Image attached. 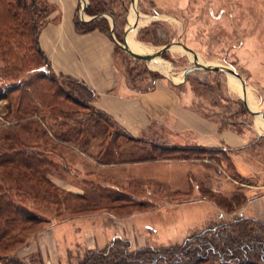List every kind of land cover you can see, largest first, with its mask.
<instances>
[{"label": "rangeland", "instance_id": "374dc122", "mask_svg": "<svg viewBox=\"0 0 264 264\" xmlns=\"http://www.w3.org/2000/svg\"><path fill=\"white\" fill-rule=\"evenodd\" d=\"M85 1L80 18L78 0L76 18L79 22L93 20V24L113 33L122 42L134 22L131 17L134 9V19L143 21L135 28L134 35L146 46L145 53H154L163 45L172 44L150 61L135 58L115 44V63L129 86L151 90L159 82H166L182 101L201 113L222 124L231 123L237 130L248 128L253 142L262 147L258 154L254 146L251 157L255 165L260 159L263 166L264 121H258L257 115L245 107L240 80L223 70L203 68L190 70L184 78L183 70L192 65L193 54L174 42L181 41L192 48L201 63L226 65L238 72L245 84L248 107L264 112V0H105L94 15L85 9L94 6V1ZM44 5L43 0H36L33 9L36 24L44 21ZM2 51L3 48L0 49V144L9 125L17 122L16 105L10 107L7 89L24 88L32 82L21 107L27 115L20 118L30 135L17 128L28 142H46L54 164L48 172L49 179L60 190L81 194L83 199L75 201L92 210L52 206L43 212L49 220L41 230L30 235L0 264H79L90 250L108 253L120 249L118 241L125 240L128 244L124 249L129 253L144 246L179 248L188 238L219 225L223 226L217 230H229L232 236L239 237L241 223L231 222L242 216L247 185L254 183L258 176L241 175L236 167L235 152L224 147L218 151L180 147L193 145L191 137L196 133L182 127L172 136L166 122L163 124L166 128L152 123L144 136L137 138L138 142L119 138L116 147H109L102 139V126L83 121L88 116H98L93 114L96 110L87 92L65 76L52 72L32 51L16 46L5 55ZM28 54L36 56L38 63L30 61ZM155 59L165 62L168 73L151 65ZM19 65H22L21 70L16 69ZM43 75L51 76V84L63 93L56 113L41 107L33 96L34 84L39 83ZM79 92L83 99L78 96ZM66 97H77L83 107L67 101ZM107 119L103 118L101 123L105 121L106 125ZM64 121L72 125L83 121L82 125L89 130L87 140H72L77 129L61 124ZM107 129L121 130L115 125L113 128L108 125ZM43 131L46 136L40 139ZM106 147L110 148L107 155ZM176 148L182 151L175 152ZM116 195L120 199L112 201ZM88 204L92 207H86ZM66 221L72 224L67 229L73 238L75 230L76 237L65 249L56 250L51 227ZM83 221L90 233H81L86 229L80 225ZM242 224L258 228L257 234L247 231V235H241L242 239L264 240L263 226L252 221ZM108 228L113 230L112 234H107ZM80 233L86 234V241L95 238L97 245L88 248ZM212 234L213 231H208L200 238Z\"/></svg>", "mask_w": 264, "mask_h": 264}, {"label": "trees", "instance_id": "16d2710c", "mask_svg": "<svg viewBox=\"0 0 264 264\" xmlns=\"http://www.w3.org/2000/svg\"><path fill=\"white\" fill-rule=\"evenodd\" d=\"M93 1L94 6L85 8L92 15L100 11L99 6L103 1L106 2L105 0ZM35 3L36 0H0V49L3 48L1 53L5 55L7 51L12 50L13 46L23 47L32 51L34 55L36 53L49 67L46 57L38 46V32L44 21L40 25L36 24L33 12ZM96 6L98 8H95ZM43 11L45 13L42 18L45 20L50 11V6L46 2ZM3 20L6 22L4 23ZM93 22V20L79 22L76 18L75 28L81 32L94 28L106 30ZM33 54H28L29 60L38 63V58ZM21 66L19 65L16 69L21 70ZM65 77L77 85L81 91L87 92L92 100L94 93L86 84L72 77ZM51 82H53L51 76H41L39 83L35 82L34 84L33 96L41 107H48L56 113L59 110V98L63 97V93L56 89ZM29 85H32V82L24 88L11 86L6 91L10 107L13 104L16 105L15 119L17 122L9 125L8 131L2 137V144H0V261L13 255L30 235L41 230L42 225L49 220L43 212L49 211L52 206L78 209L77 211L92 210L85 209L84 205L75 201L76 198L83 199L81 194L60 190L49 179L48 172L54 167V164L49 158L50 150L45 146L46 142L43 140L42 143H38V140H34L31 143L21 136L19 128L30 135V130L20 120L22 116L27 115L25 110L21 111V107L24 98H26L25 95L28 94L26 90ZM78 96L80 99L84 98L80 92ZM76 99L77 97H66L67 101L80 105L81 103ZM26 106L29 104L26 103ZM84 107L89 108L88 105H84ZM93 114L98 115L97 118L88 116L83 121L87 124L93 121L102 126L101 136L104 142H108L109 147H116L119 138H123L125 141H139L125 132L104 112L96 110ZM106 117L112 122L110 123L107 119L106 123H108L105 125V121L102 123L101 121ZM83 121L77 122L80 126L72 125L66 121L61 124L68 125L69 128H76L77 134L72 140L84 142L87 140L89 130L85 125H82ZM108 125L112 128L115 125L121 130L111 132L107 129ZM18 126L19 128H17ZM35 132L36 130H34ZM45 136L44 131L39 134L40 139H44ZM109 147H106L108 149H105V155L109 153ZM196 149L204 150L205 148L197 147ZM179 150L182 151V149H174L175 152H179ZM119 199L120 197L116 195L112 201ZM86 207H92V205L88 204ZM245 221H252L256 225L264 227V222L240 216L231 222L241 223L242 229L238 230L239 237L232 236L229 230H217L218 227L223 226L219 225L188 238V242L179 248L155 249L144 246L129 253L127 249H124L128 244L127 240L118 241L122 246L120 249L108 253H105L104 250H90L79 264H264V240L241 238V235H247V231H255L256 234L258 231V228H247L246 224H242ZM208 231H213V236L200 238Z\"/></svg>", "mask_w": 264, "mask_h": 264}, {"label": "crops", "instance_id": "0c3cea01", "mask_svg": "<svg viewBox=\"0 0 264 264\" xmlns=\"http://www.w3.org/2000/svg\"><path fill=\"white\" fill-rule=\"evenodd\" d=\"M44 1L50 6V11L37 38L50 69L86 84L94 93L92 107L110 116L133 137H143L152 123L166 128V122L170 126L167 131L172 136L182 127L196 133L191 137L193 145L180 147L217 150L224 147L235 152L236 167L241 175L258 176L254 183L247 185L241 214L264 222V160L262 167L260 159L257 165L253 162L252 149L257 146L259 154L262 147L253 142L250 130H237L231 123L225 125L201 113L182 101L180 95L166 82H159L151 90H138L129 86L115 63V43L111 33L99 28L78 31L75 28L78 0ZM177 140L175 142L178 143ZM83 223L80 222V225L83 226ZM68 226L72 224L66 221L51 227L56 250L65 249L70 245V240L76 237L75 230L73 238ZM83 227L86 229L83 228L81 233H90L87 226ZM106 232L112 234L113 230L108 228ZM81 235L86 241V234ZM86 243L88 248L97 245L95 238Z\"/></svg>", "mask_w": 264, "mask_h": 264}, {"label": "water", "instance_id": "95a60500", "mask_svg": "<svg viewBox=\"0 0 264 264\" xmlns=\"http://www.w3.org/2000/svg\"><path fill=\"white\" fill-rule=\"evenodd\" d=\"M134 0H132L133 2ZM136 14H137V11H136ZM100 16H104V14H101ZM96 17V16H94ZM93 17V18H94ZM136 21H137V17H136ZM112 35V38H113V41L114 43L119 47L121 48L122 50L126 51L128 54H130L131 56L135 57V58H139V59H143V60H146V61H150L152 59H154L156 56L160 55L161 53L165 52L166 50H168L170 48V46L172 44L168 43V44H165L163 45L159 50H157L156 52L154 53H145V52H138V51H134L132 50L129 45L127 44L126 42V39L125 37L123 38V41L120 42L118 41L114 36H113V33H111ZM174 44H177V45H180L182 46L186 51H189L193 54V63L191 66L185 68L183 70V77L185 78V76L188 74V72L194 68H203V69H206V70H223V71H226L232 75H234L235 77H237L239 80H240V83H241V86H242V100H243V103L245 105V107L247 108V110L249 112H251L252 114L254 115H258L260 114L261 117L264 119V112L263 111H259V110H252L248 107V104H247V101H246V89H245V84H244V81L243 79L240 77V75L238 74V72H236L234 69H232L231 67L229 66H226V65H210V64H205V63H201L197 60V55L195 53V51L188 47L187 45H185L184 43H182L181 41H177V42H174Z\"/></svg>", "mask_w": 264, "mask_h": 264}, {"label": "bare ground", "instance_id": "6f19581e", "mask_svg": "<svg viewBox=\"0 0 264 264\" xmlns=\"http://www.w3.org/2000/svg\"><path fill=\"white\" fill-rule=\"evenodd\" d=\"M133 12H131V17H132V20H134L133 24L130 25L126 35H125V39H126V42L127 44L129 45V47L134 50V51H138V52H145V50L147 49L146 46H144L143 44H141L140 42H138L136 39H135V35H134V32H135V28L141 24L143 21H140L137 19H134L135 18V15H134V9L132 10ZM136 14V13H135ZM165 17V16H164ZM146 24V23H145ZM138 29V28H137ZM136 29V30H137ZM145 44V43H144ZM148 46V45H147ZM190 54V53H189ZM193 56V55H192ZM200 59V58H199ZM167 63V62H166ZM152 66L156 67V68H159L163 71H165L166 73H168L166 71V66H165V62H163L162 60H158V59H155L152 63H151ZM152 68V67H151ZM170 75V74H168ZM172 76V75H171ZM231 75H229V79L231 80ZM234 77V76H233ZM236 78V77H235ZM235 78L234 81H235ZM234 85V84H233ZM235 87V86H234ZM246 101H247V104H249L250 102H248V99L246 97ZM253 103V102H252ZM257 120L258 121H264V119L261 117L260 114L257 115Z\"/></svg>", "mask_w": 264, "mask_h": 264}, {"label": "built area", "instance_id": "2783aa9c", "mask_svg": "<svg viewBox=\"0 0 264 264\" xmlns=\"http://www.w3.org/2000/svg\"><path fill=\"white\" fill-rule=\"evenodd\" d=\"M80 18L83 16V12L81 13V10H83L84 6H86V1L85 0H80Z\"/></svg>", "mask_w": 264, "mask_h": 264}]
</instances>
